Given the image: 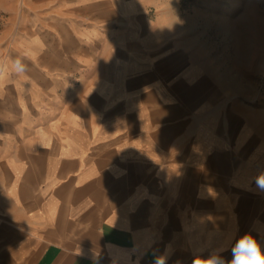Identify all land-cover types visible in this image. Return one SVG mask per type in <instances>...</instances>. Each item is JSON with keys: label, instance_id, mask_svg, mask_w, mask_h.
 Returning <instances> with one entry per match:
<instances>
[{"label": "crops", "instance_id": "0c3cea01", "mask_svg": "<svg viewBox=\"0 0 264 264\" xmlns=\"http://www.w3.org/2000/svg\"><path fill=\"white\" fill-rule=\"evenodd\" d=\"M3 1L24 21L0 58V264L264 247V117L183 26L149 0Z\"/></svg>", "mask_w": 264, "mask_h": 264}, {"label": "rangeland", "instance_id": "374dc122", "mask_svg": "<svg viewBox=\"0 0 264 264\" xmlns=\"http://www.w3.org/2000/svg\"><path fill=\"white\" fill-rule=\"evenodd\" d=\"M158 9L165 23L183 26L191 46L205 47L208 68L230 97L264 117V0H149V12ZM19 15V3L0 0V58L15 48L9 39L24 21Z\"/></svg>", "mask_w": 264, "mask_h": 264}, {"label": "clouds", "instance_id": "9594fccd", "mask_svg": "<svg viewBox=\"0 0 264 264\" xmlns=\"http://www.w3.org/2000/svg\"><path fill=\"white\" fill-rule=\"evenodd\" d=\"M255 183L258 188L264 190V173L256 177ZM232 258L226 260L219 252L209 254L206 258L197 256L193 264H264V247L251 234L240 237L233 245ZM156 264H164L161 258Z\"/></svg>", "mask_w": 264, "mask_h": 264}, {"label": "bare ground", "instance_id": "6f19581e", "mask_svg": "<svg viewBox=\"0 0 264 264\" xmlns=\"http://www.w3.org/2000/svg\"><path fill=\"white\" fill-rule=\"evenodd\" d=\"M224 120V119H223Z\"/></svg>", "mask_w": 264, "mask_h": 264}]
</instances>
